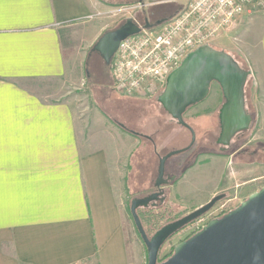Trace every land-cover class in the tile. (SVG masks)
Returning <instances> with one entry per match:
<instances>
[{"label":"crops","instance_id":"0c3cea01","mask_svg":"<svg viewBox=\"0 0 264 264\" xmlns=\"http://www.w3.org/2000/svg\"><path fill=\"white\" fill-rule=\"evenodd\" d=\"M93 10L0 0V264H129L121 181L141 142L120 128L117 141L80 140L69 101L36 88L65 72L61 28ZM225 35L247 63L264 133V11L248 6Z\"/></svg>","mask_w":264,"mask_h":264},{"label":"rangeland","instance_id":"374dc122","mask_svg":"<svg viewBox=\"0 0 264 264\" xmlns=\"http://www.w3.org/2000/svg\"><path fill=\"white\" fill-rule=\"evenodd\" d=\"M91 1L94 10L90 17L60 30L65 72L59 77L39 82L36 88L50 101H69L80 140L87 142L91 139L94 144L110 139L117 141L115 131L120 128L126 133H133L141 142L129 159L125 178L120 181L123 183L121 198L129 264H147L146 247L129 209L132 199H145L153 194L161 156L180 150L167 158L164 164V178H173L172 183L165 186V200L147 208L158 206L161 211L170 209L182 217L194 210L192 208L196 205L205 204L220 193H227L226 198L198 218L207 223L233 210L250 194L264 188V133L256 131L258 110L254 104L255 88L253 79L249 77L245 85V99L247 111L252 117L250 127L234 137L230 147L219 149L215 140L220 131L218 111L223 97L218 84L212 83L207 98L190 106L183 115L194 134L193 144L186 148L192 141L191 131L167 114L157 101L158 95L138 99L118 94L110 88V65L98 52L89 51L105 30L119 26L126 18H133L141 24L145 20L155 22L172 13L178 4L164 0H105L111 4H122L109 7L98 0ZM209 45L230 54L242 67L247 66L243 53L233 46L225 33ZM240 144H245L238 149L241 152L235 151L234 148ZM204 148L215 151L201 153ZM143 209L140 207L137 211ZM198 219L164 242L157 263L170 257L174 247L193 234L192 225ZM153 232L151 230L148 234Z\"/></svg>","mask_w":264,"mask_h":264},{"label":"water","instance_id":"95a60500","mask_svg":"<svg viewBox=\"0 0 264 264\" xmlns=\"http://www.w3.org/2000/svg\"><path fill=\"white\" fill-rule=\"evenodd\" d=\"M163 21L160 19L156 24ZM149 27L151 24L147 20L140 25L133 18H126L116 28L102 33L91 49L109 64L122 39ZM249 74L250 71L239 65L230 54L210 45L190 51L180 65L169 73L157 101L171 118L191 131L192 141L186 148L193 144L194 134L183 115L190 106L207 98L212 83L218 84L223 97L218 111L220 131L216 142L228 146L237 133L250 127L252 117L247 111L245 99ZM178 152L180 150L171 151L159 158L154 182L157 190L145 199L134 198L130 203V214L146 247L147 264H264V188L250 194L223 216L209 220L201 230L178 243L170 257L157 263L158 252L165 239L182 225L199 218L219 201L215 196L176 222L162 227L151 238L146 236L136 210L150 202L156 205L165 200L163 186L168 180L164 178V164L167 158Z\"/></svg>","mask_w":264,"mask_h":264},{"label":"built area","instance_id":"2783aa9c","mask_svg":"<svg viewBox=\"0 0 264 264\" xmlns=\"http://www.w3.org/2000/svg\"><path fill=\"white\" fill-rule=\"evenodd\" d=\"M179 8L168 20L141 28L119 42L110 59L112 88L134 98H153L171 71L194 49L230 32L248 6L264 11V0H164ZM206 224L198 219L193 233Z\"/></svg>","mask_w":264,"mask_h":264},{"label":"trees","instance_id":"16d2710c","mask_svg":"<svg viewBox=\"0 0 264 264\" xmlns=\"http://www.w3.org/2000/svg\"><path fill=\"white\" fill-rule=\"evenodd\" d=\"M103 3L107 4V5H110V6H118V5H122V4H111V3H108L107 1L105 0H101ZM169 3H174V2H169ZM176 4V3H174ZM177 5V4H176ZM179 8V6L177 5L176 9L163 17V20L166 21L168 20L172 15L175 14V12L177 11V9ZM152 25H156V23L154 22ZM117 27V26H116ZM115 27V28H116ZM114 28H111V29H107L105 31H108V30H112ZM92 47H90V50L89 51H92L91 49ZM63 57L65 58V53L63 51ZM238 62V61H237ZM240 63V62H238ZM245 69H248V67L245 65L243 66ZM133 134V133H132ZM241 145V144H240ZM239 145V146H240ZM238 146V147H239ZM238 147H235L234 149L238 148ZM233 149V150H234ZM231 150V152L233 151ZM218 200H221L223 198H226L228 195L227 193H220L218 195ZM142 207V206H140ZM138 207V208H140ZM137 208V209H138ZM144 209L142 211H137L136 210V213H137V216L139 218V221L141 223V226L146 234V236L148 238H151L157 231H159L162 227L170 224V223H173V222H176L177 220H179L181 217H178V214L174 213L173 211H171L170 209H167V210H164V211H161L159 209V207H155V208H147V207H143ZM198 219V218H196ZM196 219L192 220V221H195ZM191 221V222H192ZM190 223V222H189ZM189 223L187 224H184L182 225L181 227H179L177 229L176 232L172 233L169 237H167V239H169L172 235H174L175 233H177L178 231H180L181 229H183L184 227H186V225H188ZM151 230H154L153 234L152 235H149L148 232L151 231ZM194 234V233H193ZM193 234L189 235L186 239H188L189 237H191ZM165 239V241L167 240ZM185 239V240H186ZM164 241V242H165ZM164 244V243H163ZM162 244V245H163ZM159 253V252H158ZM172 255V254H171Z\"/></svg>","mask_w":264,"mask_h":264},{"label":"flooded vegetation","instance_id":"af4514ba","mask_svg":"<svg viewBox=\"0 0 264 264\" xmlns=\"http://www.w3.org/2000/svg\"><path fill=\"white\" fill-rule=\"evenodd\" d=\"M156 21H158V20H156ZM156 21H155V23H156ZM148 22H149L151 25L154 23V22H152L151 20H149ZM139 24L142 25L141 23H139ZM240 133H241V132L237 133L234 137H236V136H237L238 134H240ZM216 140H217V138H216ZM216 140H215V143H216V145L219 147V149H225V148H228V147H230V146L232 145V142H231L228 146H225V145H223V144H219V143H217ZM244 145H245V144H241L237 149H235V151H237L239 148L242 149V148L244 147ZM214 151H215V150L210 151L209 149L204 148V149L201 150L200 152H201V153H203V152H204V153H205V152L208 153V152H214ZM238 151L241 152V150H238ZM238 151H237V152H238ZM170 178H171V177H170ZM172 181H173V180H172ZM172 181L168 179V183L171 184ZM168 183H167V184H168ZM167 184H165V185L163 186V190L165 189V186H167ZM156 190H157V188L154 186V187H153V191H156ZM217 202H218V201H217ZM217 202H215L214 205H215ZM152 204H153V202H150V203H148V205H147L146 207H148L149 205H152ZM214 205H213V206H214ZM143 207H145V206H143ZM222 216H223V215H222ZM220 217H221V216H220ZM216 218H219V217H216ZM213 219H214V218H213Z\"/></svg>","mask_w":264,"mask_h":264}]
</instances>
